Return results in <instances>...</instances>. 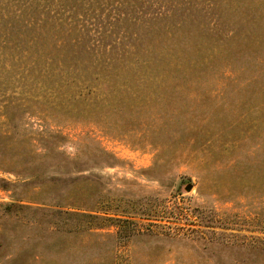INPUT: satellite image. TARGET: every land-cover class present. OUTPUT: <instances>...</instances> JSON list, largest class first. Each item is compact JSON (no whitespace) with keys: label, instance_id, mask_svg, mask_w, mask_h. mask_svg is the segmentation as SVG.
<instances>
[{"label":"rangeland","instance_id":"obj_1","mask_svg":"<svg viewBox=\"0 0 264 264\" xmlns=\"http://www.w3.org/2000/svg\"><path fill=\"white\" fill-rule=\"evenodd\" d=\"M29 6L41 34L0 41V264H264V0Z\"/></svg>","mask_w":264,"mask_h":264},{"label":"trees","instance_id":"obj_2","mask_svg":"<svg viewBox=\"0 0 264 264\" xmlns=\"http://www.w3.org/2000/svg\"><path fill=\"white\" fill-rule=\"evenodd\" d=\"M10 2L14 5V10L6 11V8ZM32 4H33V0H0V21L6 24L4 30H1L0 28V41L8 40V39L22 40L24 37L29 36L30 41L34 42L37 36L41 34L42 32L41 29H33L34 24L32 22L26 24L25 21H23L26 20L25 13H29L31 11L34 12L35 8L29 6ZM28 7L31 8L25 11L24 9ZM11 12H17V13L13 15L11 14ZM4 15H9L10 17L5 19ZM70 47L71 46L63 48V50L65 52H68V48ZM135 48L141 49V47L139 46H135ZM102 50H106V47L105 46L102 47ZM77 53L78 50L72 54L70 53V55L72 56L73 54H77ZM65 56H68V53H66ZM136 56L137 58L130 59V61L122 63V66L132 65V66H139L143 69H150L153 68V66L157 65V62L154 59L140 58L138 54ZM107 66L108 67L110 66L109 61L107 62ZM98 70H106V67L102 66V69H98ZM90 217L97 218L96 216L93 215H90ZM109 219L111 220V218ZM114 219L116 221V224L119 226V228L125 225L129 228L130 225L133 224V222L129 219H122V218H114Z\"/></svg>","mask_w":264,"mask_h":264},{"label":"water","instance_id":"obj_3","mask_svg":"<svg viewBox=\"0 0 264 264\" xmlns=\"http://www.w3.org/2000/svg\"><path fill=\"white\" fill-rule=\"evenodd\" d=\"M189 186H190V185H188V187H187V188H189Z\"/></svg>","mask_w":264,"mask_h":264}]
</instances>
